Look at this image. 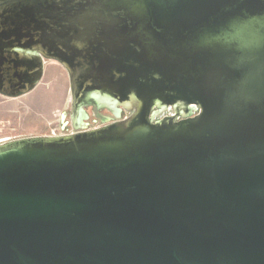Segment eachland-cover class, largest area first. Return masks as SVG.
Returning <instances> with one entry per match:
<instances>
[{
	"label": "water",
	"instance_id": "95a60500",
	"mask_svg": "<svg viewBox=\"0 0 264 264\" xmlns=\"http://www.w3.org/2000/svg\"><path fill=\"white\" fill-rule=\"evenodd\" d=\"M47 61L118 119L0 142V264H264V0H0V95Z\"/></svg>",
	"mask_w": 264,
	"mask_h": 264
},
{
	"label": "rangeland",
	"instance_id": "374dc122",
	"mask_svg": "<svg viewBox=\"0 0 264 264\" xmlns=\"http://www.w3.org/2000/svg\"><path fill=\"white\" fill-rule=\"evenodd\" d=\"M71 102L68 72L58 62L47 61L42 81L32 92L18 98L0 95V140L62 133Z\"/></svg>",
	"mask_w": 264,
	"mask_h": 264
},
{
	"label": "flooded vegetation",
	"instance_id": "af4514ba",
	"mask_svg": "<svg viewBox=\"0 0 264 264\" xmlns=\"http://www.w3.org/2000/svg\"><path fill=\"white\" fill-rule=\"evenodd\" d=\"M70 92H71V88H70ZM81 109L86 112L87 116L82 115ZM89 109H91V112L89 111ZM104 111L106 112L104 113ZM129 114H130L129 111L122 109L119 113V118H124ZM168 114H172V109H169V111L163 113V115H168ZM68 116L69 118L66 120ZM116 119H118V117L108 108L99 107L98 113L96 114L94 110V106L92 104L82 103L80 101L76 106H73V99H72L70 114L66 115L65 121L63 123L64 131L57 135L71 134L77 132L78 130L94 129L97 127H101Z\"/></svg>",
	"mask_w": 264,
	"mask_h": 264
},
{
	"label": "crops",
	"instance_id": "0c3cea01",
	"mask_svg": "<svg viewBox=\"0 0 264 264\" xmlns=\"http://www.w3.org/2000/svg\"><path fill=\"white\" fill-rule=\"evenodd\" d=\"M6 140H9V139H3V140H0V142L6 141Z\"/></svg>",
	"mask_w": 264,
	"mask_h": 264
},
{
	"label": "built area",
	"instance_id": "2783aa9c",
	"mask_svg": "<svg viewBox=\"0 0 264 264\" xmlns=\"http://www.w3.org/2000/svg\"><path fill=\"white\" fill-rule=\"evenodd\" d=\"M195 112L197 113L198 112V109Z\"/></svg>",
	"mask_w": 264,
	"mask_h": 264
}]
</instances>
